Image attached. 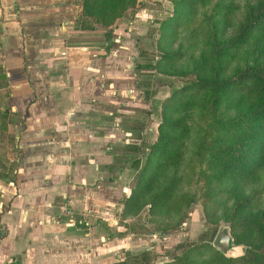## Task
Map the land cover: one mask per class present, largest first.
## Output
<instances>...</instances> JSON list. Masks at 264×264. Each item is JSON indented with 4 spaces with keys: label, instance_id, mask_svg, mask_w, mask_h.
<instances>
[{
    "label": "crops",
    "instance_id": "obj_1",
    "mask_svg": "<svg viewBox=\"0 0 264 264\" xmlns=\"http://www.w3.org/2000/svg\"><path fill=\"white\" fill-rule=\"evenodd\" d=\"M81 2L0 0V108L22 117L0 171V264H111L147 240L143 209L124 213L146 148L134 45Z\"/></svg>",
    "mask_w": 264,
    "mask_h": 264
},
{
    "label": "rangeland",
    "instance_id": "obj_2",
    "mask_svg": "<svg viewBox=\"0 0 264 264\" xmlns=\"http://www.w3.org/2000/svg\"><path fill=\"white\" fill-rule=\"evenodd\" d=\"M113 1L117 4L115 12L116 9L118 12L113 22L110 25H99L104 29L106 37H111L114 29L125 31L123 34H128L134 45V81L140 82L137 90L141 91L146 104L140 110L135 107L138 113L135 123L144 129L147 127L144 132L145 156L161 122L163 98L169 96L174 88L191 82L187 76L195 69L196 63L203 65L204 60L208 63L209 55H213L210 64L218 55L224 53V49L220 47L215 49V40L208 37V25L202 23L212 13L216 0H206L197 7L195 13L189 15V19L179 24L175 41L169 47L176 56L177 52L180 54L171 60L174 65L163 64V61L159 63V44L162 45L159 25L172 13V0ZM235 1L241 5L245 0ZM206 48L211 49V53H205ZM239 57L235 54L230 69L238 65ZM175 66H180V69L175 71ZM2 74L0 72V76ZM2 85L3 76L0 78V92ZM187 89L193 90L191 86ZM231 100L233 99L229 101L225 94H219L215 98L212 90L207 89L197 94L188 92L177 102L173 119L178 121L179 127L172 133L175 136L171 151L169 150L172 157L164 175L158 178L159 183L160 180L165 182L173 177L172 197L158 214L157 225L152 221L149 225L145 223L148 221L147 204L144 212L136 217L141 238L147 240H140L139 246L133 250L139 253L145 247H150L145 255L148 261L146 264H163L175 259L172 256L182 250L180 244L190 241H209V244L214 245L225 256L241 255L250 243L258 240L264 242V170L259 179L246 181L230 178L219 181L209 166L211 151L219 142L214 140L215 130L209 122L213 116L230 113L227 106ZM5 111L7 110L0 108V171L8 168L10 172L17 163L15 124L22 117ZM244 197H248L250 201L243 203ZM222 228H226L231 236L227 251L215 244ZM194 254L195 252H191L189 256ZM202 255L208 257L207 253Z\"/></svg>",
    "mask_w": 264,
    "mask_h": 264
},
{
    "label": "trees",
    "instance_id": "obj_3",
    "mask_svg": "<svg viewBox=\"0 0 264 264\" xmlns=\"http://www.w3.org/2000/svg\"><path fill=\"white\" fill-rule=\"evenodd\" d=\"M205 1L172 0V13L159 25V39L162 41L159 63L174 65L171 60L180 54L177 52L176 56L169 47L175 41L179 24L189 19V15ZM116 7L113 0H82L81 13L97 23L110 25L118 13ZM202 23L208 25V37L215 40V49L220 47L224 53L210 64L213 55H209L208 63L206 60L203 65L196 63L195 69L187 76L191 82L174 88L163 98L157 133L148 145L131 192L124 199V213L137 214L147 204L150 224L152 221L157 225L158 214L170 202L174 191L173 177L159 183L158 178L164 175L172 157L170 147L175 139L172 133L179 127L178 121L173 119L176 104L188 92L197 94L210 89L215 98L225 94L229 101L233 99L227 106L230 113L213 116L209 122L215 130L214 140L219 141L209 158L214 176L219 181L230 178L247 181L259 179L264 170V0H245L241 5L235 0H216L212 13ZM208 51L211 53V49L206 48L205 53ZM232 53L240 57L238 65L230 69L235 56ZM173 69L177 71L180 66ZM190 86L192 91L187 89ZM138 163L136 160L135 164ZM249 201L248 197L242 200L243 203ZM209 243L190 241L180 244L181 253L163 264H185L192 256L186 264H264L262 240L250 243L243 254L236 256H225ZM146 252L147 249L132 254L127 250L124 259L111 264H146ZM191 252L195 254L189 256ZM204 253L208 257L203 256Z\"/></svg>",
    "mask_w": 264,
    "mask_h": 264
},
{
    "label": "water",
    "instance_id": "obj_4",
    "mask_svg": "<svg viewBox=\"0 0 264 264\" xmlns=\"http://www.w3.org/2000/svg\"><path fill=\"white\" fill-rule=\"evenodd\" d=\"M230 241V232L226 228H222L215 239V244L223 251H227L230 248Z\"/></svg>",
    "mask_w": 264,
    "mask_h": 264
}]
</instances>
